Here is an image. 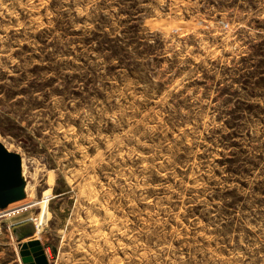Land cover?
Here are the masks:
<instances>
[{"label":"rangeland","instance_id":"obj_1","mask_svg":"<svg viewBox=\"0 0 264 264\" xmlns=\"http://www.w3.org/2000/svg\"><path fill=\"white\" fill-rule=\"evenodd\" d=\"M0 139V264H264V0H0Z\"/></svg>","mask_w":264,"mask_h":264},{"label":"water","instance_id":"obj_2","mask_svg":"<svg viewBox=\"0 0 264 264\" xmlns=\"http://www.w3.org/2000/svg\"><path fill=\"white\" fill-rule=\"evenodd\" d=\"M26 176L23 171L22 154L9 148L0 139V208L24 198ZM18 253L23 264H49L46 248L38 234V226L32 219L12 225Z\"/></svg>","mask_w":264,"mask_h":264},{"label":"bare ground","instance_id":"obj_3","mask_svg":"<svg viewBox=\"0 0 264 264\" xmlns=\"http://www.w3.org/2000/svg\"><path fill=\"white\" fill-rule=\"evenodd\" d=\"M25 160H23V168H25ZM27 166V165H26ZM24 170V169H23ZM24 173H25V171H24ZM27 173H29V172H27ZM28 181V180H27ZM31 181V180H30ZM31 184L28 182L27 184H26V190H28V187L30 186ZM32 189V188H31ZM29 191H31V190H29ZM32 192V191H31ZM33 193V192H32ZM34 194V193H33ZM35 201V199L34 198H27V197H25V198H21V199H18V200H16V201H13V202H10L6 207H4V208H0V212H5V211H8V210H11V209H13V208H16V207H18V206H21V205H24V204H27V203H31V202H34Z\"/></svg>","mask_w":264,"mask_h":264},{"label":"built area","instance_id":"obj_4","mask_svg":"<svg viewBox=\"0 0 264 264\" xmlns=\"http://www.w3.org/2000/svg\"><path fill=\"white\" fill-rule=\"evenodd\" d=\"M1 214V213H0ZM50 264V263H49Z\"/></svg>","mask_w":264,"mask_h":264}]
</instances>
